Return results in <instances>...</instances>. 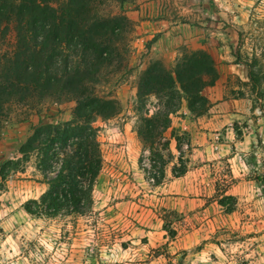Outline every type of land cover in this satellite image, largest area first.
<instances>
[{
  "label": "rangeland",
  "instance_id": "1",
  "mask_svg": "<svg viewBox=\"0 0 264 264\" xmlns=\"http://www.w3.org/2000/svg\"><path fill=\"white\" fill-rule=\"evenodd\" d=\"M132 1L108 0L103 11L126 13ZM149 2L155 5L154 21L177 20L186 35L190 27L199 31L198 43L179 45L176 58L185 49L213 56L219 79L203 92L207 110L195 114L183 101L171 115L166 138L155 140L153 151L162 159L143 144L137 132L139 79L151 62L163 60L147 59L140 67L158 35L137 41L143 33L131 21L95 85L97 95L116 98L122 112L95 123L104 163L92 211L55 219L28 214L25 203L46 190L32 156L3 186L0 177V264H264V190L256 180L264 175V0ZM14 44L12 34L3 47ZM255 58L262 78L257 89L244 64ZM75 107L74 101L60 104L52 97L10 104L0 165L20 157L39 122L69 121ZM157 107L156 98H149L150 115ZM181 157L187 172L176 177L172 170ZM162 169L165 178L155 185L153 177ZM225 192L237 200L232 213V200L219 204ZM179 234L192 235L187 243L194 245L174 254L170 243Z\"/></svg>",
  "mask_w": 264,
  "mask_h": 264
},
{
  "label": "trees",
  "instance_id": "2",
  "mask_svg": "<svg viewBox=\"0 0 264 264\" xmlns=\"http://www.w3.org/2000/svg\"><path fill=\"white\" fill-rule=\"evenodd\" d=\"M107 1L0 0V134L8 107L14 102L52 97L60 104L76 103L71 120L39 122L20 147V157L0 165L3 186L10 175L23 172L35 156L36 169L43 176L41 183L46 190L38 199L25 203L30 215L55 219L83 216L93 209V191L104 163L95 123L122 112L121 103L116 98L97 95L95 85L104 66L115 56L116 41L132 23L124 11L104 13ZM113 1L123 5L127 0ZM12 34L15 44L10 50L3 46ZM257 63L256 58L244 63L253 89L262 82L254 70ZM218 79L216 62L204 49H185L172 65L154 61L143 71L137 92V132L155 156L162 159L153 146L156 139L166 138L171 115L181 109L184 100L191 112L202 115L209 104L203 92ZM151 97L156 98L158 107L150 115L147 106ZM172 139L180 148L179 137L173 134ZM182 164L181 157L172 170L176 177L187 172ZM164 178L162 169L160 175L153 177L154 184L160 185ZM256 180L264 190V175ZM226 200L233 201V207L228 209L232 213L237 200L225 192L219 204L224 207Z\"/></svg>",
  "mask_w": 264,
  "mask_h": 264
},
{
  "label": "crops",
  "instance_id": "3",
  "mask_svg": "<svg viewBox=\"0 0 264 264\" xmlns=\"http://www.w3.org/2000/svg\"><path fill=\"white\" fill-rule=\"evenodd\" d=\"M128 8L126 14L128 18L135 24V27L142 30V38L138 37L137 41L152 39L158 35L157 41L153 44L154 47L150 50L144 62L140 65L143 69L147 63L148 59H161L167 62V65H172L177 57V47L179 45L197 42L201 38L199 31H192L190 27L189 35L182 34L183 25L179 24L177 20L173 19H158L153 20V9L155 7L154 3L149 2V0H133L127 4ZM188 26V25H186ZM178 33V34H177ZM181 33V34H180ZM176 47V48H175ZM204 48L202 45L200 48ZM179 51V50H178ZM166 234L165 231H163ZM193 236L190 234H181L175 237L176 240L172 241L170 245H175L172 247L174 254L181 250H188L189 247L193 246L194 243L188 244ZM197 242V241H196ZM199 254V253H198ZM203 260H207L203 258ZM203 262V261H202ZM202 264V263H201Z\"/></svg>",
  "mask_w": 264,
  "mask_h": 264
}]
</instances>
